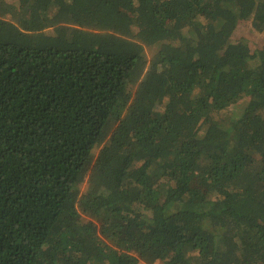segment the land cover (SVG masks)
I'll use <instances>...</instances> for the list:
<instances>
[{"label": "trees", "instance_id": "16d2710c", "mask_svg": "<svg viewBox=\"0 0 264 264\" xmlns=\"http://www.w3.org/2000/svg\"><path fill=\"white\" fill-rule=\"evenodd\" d=\"M238 22L264 0H0V264H264Z\"/></svg>", "mask_w": 264, "mask_h": 264}, {"label": "rangeland", "instance_id": "374dc122", "mask_svg": "<svg viewBox=\"0 0 264 264\" xmlns=\"http://www.w3.org/2000/svg\"><path fill=\"white\" fill-rule=\"evenodd\" d=\"M234 37L237 39H245L246 41H248L252 49L257 48L259 44L262 42V40L264 39V35H260V34L255 33L254 31H251L249 22H238L236 31L234 33ZM146 54L147 55L151 54V51L147 49ZM238 106H239L238 108L243 107V103H240ZM233 113L235 114L237 113V111L236 109L231 108L228 111V114L232 115ZM96 156H97L96 160L101 162V159L97 154L95 155L94 159L96 158ZM141 264H144V263H141Z\"/></svg>", "mask_w": 264, "mask_h": 264}]
</instances>
